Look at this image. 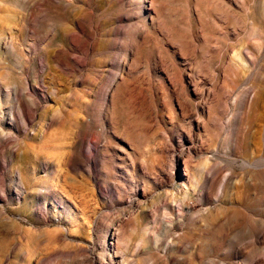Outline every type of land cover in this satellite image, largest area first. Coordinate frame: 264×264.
<instances>
[{
  "label": "rangeland",
  "instance_id": "374dc122",
  "mask_svg": "<svg viewBox=\"0 0 264 264\" xmlns=\"http://www.w3.org/2000/svg\"><path fill=\"white\" fill-rule=\"evenodd\" d=\"M0 32V264H264V0H0Z\"/></svg>",
  "mask_w": 264,
  "mask_h": 264
},
{
  "label": "bare ground",
  "instance_id": "6f19581e",
  "mask_svg": "<svg viewBox=\"0 0 264 264\" xmlns=\"http://www.w3.org/2000/svg\"><path fill=\"white\" fill-rule=\"evenodd\" d=\"M175 1H177V2H179V3H181V2H185V0H175ZM183 12H184V14L185 15H187L188 14V12H187V10H186V8L184 7V9H183ZM2 37V33L0 32V38ZM241 55V54H240ZM244 62V61H243ZM18 92V91H17ZM16 92V93H17ZM14 120L16 121V117L14 118ZM242 123H243V121H242ZM45 136V135H44ZM49 160V159H48ZM61 159H59V161H60ZM58 162V161H57ZM62 164L63 163H61V162H58V163H56V165L54 166V170H59V169H61L63 166H62ZM22 179H23V177H22Z\"/></svg>",
  "mask_w": 264,
  "mask_h": 264
}]
</instances>
